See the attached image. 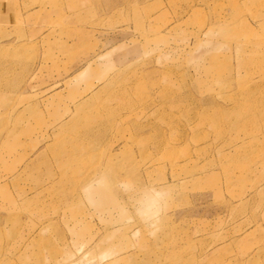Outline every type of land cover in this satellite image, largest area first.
Wrapping results in <instances>:
<instances>
[{
  "label": "rangeland",
  "instance_id": "rangeland-1",
  "mask_svg": "<svg viewBox=\"0 0 264 264\" xmlns=\"http://www.w3.org/2000/svg\"><path fill=\"white\" fill-rule=\"evenodd\" d=\"M0 2V264H264V0Z\"/></svg>",
  "mask_w": 264,
  "mask_h": 264
},
{
  "label": "crops",
  "instance_id": "crops-1",
  "mask_svg": "<svg viewBox=\"0 0 264 264\" xmlns=\"http://www.w3.org/2000/svg\"><path fill=\"white\" fill-rule=\"evenodd\" d=\"M9 7L7 4H4L3 2H0V19L7 21L9 18V15L11 13H9Z\"/></svg>",
  "mask_w": 264,
  "mask_h": 264
},
{
  "label": "bare ground",
  "instance_id": "bare-ground-1",
  "mask_svg": "<svg viewBox=\"0 0 264 264\" xmlns=\"http://www.w3.org/2000/svg\"><path fill=\"white\" fill-rule=\"evenodd\" d=\"M204 1H206V2H208V3L210 2V0H204ZM231 1H233V0H231ZM235 2H236V4H237V0H236V1L234 0V3H233L234 5H235Z\"/></svg>",
  "mask_w": 264,
  "mask_h": 264
}]
</instances>
